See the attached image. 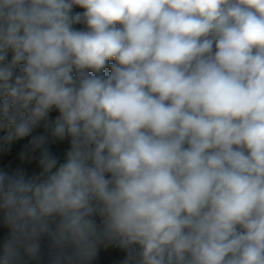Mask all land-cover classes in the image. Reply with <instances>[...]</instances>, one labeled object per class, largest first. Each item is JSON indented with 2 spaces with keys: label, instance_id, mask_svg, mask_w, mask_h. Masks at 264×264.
<instances>
[{
  "label": "clouds",
  "instance_id": "clouds-1",
  "mask_svg": "<svg viewBox=\"0 0 264 264\" xmlns=\"http://www.w3.org/2000/svg\"><path fill=\"white\" fill-rule=\"evenodd\" d=\"M5 130L0 264H264V0H0Z\"/></svg>",
  "mask_w": 264,
  "mask_h": 264
},
{
  "label": "trees",
  "instance_id": "trees-1",
  "mask_svg": "<svg viewBox=\"0 0 264 264\" xmlns=\"http://www.w3.org/2000/svg\"><path fill=\"white\" fill-rule=\"evenodd\" d=\"M74 11H83L82 9L75 8ZM77 28H83L84 25H76ZM11 57V53H9V58ZM111 63V61H110ZM110 71L109 69H105V73ZM55 115V114H53ZM40 132L43 133V129H40ZM6 135L5 131H0V137ZM23 143V142H22ZM50 150L53 154L59 156L61 158V162L63 161L64 154L69 149L70 144L68 140L63 142H50L49 145ZM21 150V144L18 143L13 146V149L8 154L0 155V170L8 172L10 175L22 174L25 178H31L39 175L41 169L38 166V162L33 161L31 164L27 163V161H22L19 158V152ZM2 213H0V217H2ZM10 237V229L7 228L2 219H0V245L3 244L4 241L8 240ZM49 253H50V245L47 238H43L40 242V258L38 261L31 260L27 255L21 251V255L23 257V264H48L49 262ZM127 260V252L115 247V246H105L101 245L98 249L97 256L92 262V264H126Z\"/></svg>",
  "mask_w": 264,
  "mask_h": 264
},
{
  "label": "rangeland",
  "instance_id": "rangeland-1",
  "mask_svg": "<svg viewBox=\"0 0 264 264\" xmlns=\"http://www.w3.org/2000/svg\"><path fill=\"white\" fill-rule=\"evenodd\" d=\"M12 149H13V147H12ZM11 151H12V150H11ZM11 151H10V152H11ZM10 152L0 151V155H1V154H8V153H10Z\"/></svg>",
  "mask_w": 264,
  "mask_h": 264
}]
</instances>
